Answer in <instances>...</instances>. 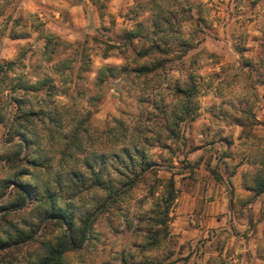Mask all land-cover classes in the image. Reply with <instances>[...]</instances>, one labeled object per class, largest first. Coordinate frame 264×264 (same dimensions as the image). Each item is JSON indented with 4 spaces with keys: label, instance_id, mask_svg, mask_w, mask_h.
<instances>
[{
    "label": "clouds",
    "instance_id": "obj_1",
    "mask_svg": "<svg viewBox=\"0 0 264 264\" xmlns=\"http://www.w3.org/2000/svg\"><path fill=\"white\" fill-rule=\"evenodd\" d=\"M0 264H264V0H0Z\"/></svg>",
    "mask_w": 264,
    "mask_h": 264
}]
</instances>
